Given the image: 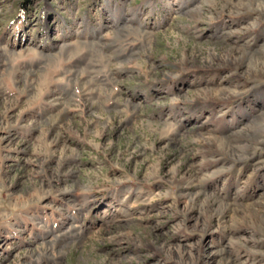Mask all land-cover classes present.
<instances>
[{
  "label": "rangeland",
  "instance_id": "374dc122",
  "mask_svg": "<svg viewBox=\"0 0 264 264\" xmlns=\"http://www.w3.org/2000/svg\"><path fill=\"white\" fill-rule=\"evenodd\" d=\"M264 264V0H0V264Z\"/></svg>",
  "mask_w": 264,
  "mask_h": 264
},
{
  "label": "bare ground",
  "instance_id": "6f19581e",
  "mask_svg": "<svg viewBox=\"0 0 264 264\" xmlns=\"http://www.w3.org/2000/svg\"><path fill=\"white\" fill-rule=\"evenodd\" d=\"M229 264V263H228Z\"/></svg>",
  "mask_w": 264,
  "mask_h": 264
}]
</instances>
